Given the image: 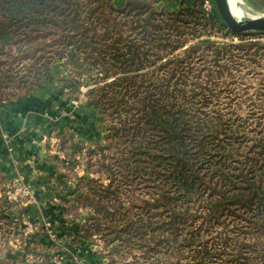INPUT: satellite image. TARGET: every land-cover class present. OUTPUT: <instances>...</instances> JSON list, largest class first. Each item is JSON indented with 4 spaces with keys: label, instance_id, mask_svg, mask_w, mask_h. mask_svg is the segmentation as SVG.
Instances as JSON below:
<instances>
[{
    "label": "rangeland",
    "instance_id": "rangeland-1",
    "mask_svg": "<svg viewBox=\"0 0 264 264\" xmlns=\"http://www.w3.org/2000/svg\"><path fill=\"white\" fill-rule=\"evenodd\" d=\"M166 1L147 3L166 14L172 8ZM238 1L244 17L256 15L247 0ZM127 2L113 0V5L122 9ZM129 9L123 11L128 13ZM143 9L140 6L138 11ZM123 14L118 11L116 16ZM193 15L196 20H186L185 15L179 20L182 28L168 25L169 30L162 29L171 35L161 40H182V45L158 56L146 51L147 61L138 71L139 77L130 81L141 90L175 92L178 102L198 107L200 116L218 112L223 117L239 118L247 137L258 136L264 128V33L234 35L226 27L204 25L197 13ZM122 33L125 40H146L139 27L131 30L129 24L123 26ZM255 40L261 44H252ZM79 63L54 57L49 63V78L32 89L56 91L64 77L74 75L81 78V85L74 93L64 92L75 108L89 99L91 88L109 95L113 76L102 78L98 69L93 75L90 71L79 74L72 70ZM11 87L14 85L3 84L0 100L26 92L19 87L11 91ZM88 106L92 108L93 123L102 126L94 131L91 145L73 152H58L56 147L48 158V169L38 167L35 173L20 172L16 167L6 173L0 170V264H235L243 257H248L250 264L260 262L264 236L254 231L251 214H241L230 207L217 220H209L202 196L187 205L189 213L179 234L168 239L160 234L158 245L148 241V236L138 242L110 239L96 231L91 219L96 194H101L108 204L121 201L123 209L132 213L139 210L141 200H152L153 189L150 181L128 175L123 162H114L125 155L127 145L124 137L118 141L106 135L115 121L108 104ZM118 111L125 113L123 109ZM88 148L94 152L89 153ZM109 163L113 178L106 167ZM23 190L29 193L24 195ZM191 232L196 235L193 240L189 238ZM139 243L146 246L142 248Z\"/></svg>",
    "mask_w": 264,
    "mask_h": 264
},
{
    "label": "trees",
    "instance_id": "trees-1",
    "mask_svg": "<svg viewBox=\"0 0 264 264\" xmlns=\"http://www.w3.org/2000/svg\"><path fill=\"white\" fill-rule=\"evenodd\" d=\"M163 1L128 0L125 7L116 9L113 0H0V93L8 83L25 91L37 86L49 78L54 57L71 63L79 60L72 69L79 74L90 71L93 75L98 69L102 78L113 76L110 94L91 88L86 103L108 104L115 121L106 135L118 141L124 137L127 145L125 155L114 162H123L132 178L150 181L153 191L152 200H141L139 210L132 213L123 209L121 201L108 204L96 194L91 219L96 231L110 239L143 242L148 236V241L158 245L160 234L166 239L179 234L189 213L187 205L198 196L203 197L207 219L217 220L232 207L251 214L254 231L264 236V128L249 138L239 118L218 112L200 116L198 107L178 102L175 92L141 90L130 81L139 77L146 51L158 56L182 45V40L161 38L171 35L162 32L165 27L169 30L168 25L182 28L178 22L184 15L186 20H196L193 14L197 13L204 25L226 27L214 3L206 11L204 0H181L178 10L166 14L147 3ZM140 6L142 11H138ZM126 8H130L128 13L123 11ZM118 11L124 13L121 19ZM125 24L131 30L139 27L146 40H125ZM228 31L238 36L264 33ZM80 85V77H64L63 88L70 94ZM14 87L9 89L14 91ZM120 109L125 113H118ZM106 165L113 178L112 164ZM195 236L191 232L189 238ZM252 263L264 264V256ZM235 264L250 262L243 257Z\"/></svg>",
    "mask_w": 264,
    "mask_h": 264
},
{
    "label": "crops",
    "instance_id": "crops-1",
    "mask_svg": "<svg viewBox=\"0 0 264 264\" xmlns=\"http://www.w3.org/2000/svg\"><path fill=\"white\" fill-rule=\"evenodd\" d=\"M167 2H171L169 9L174 11L181 1ZM247 3L256 15L264 14V0H247ZM62 88L63 83L56 91L30 89L0 100L1 172L15 167L25 173H35L38 167L48 169V158L56 147L58 152L66 149L73 152L93 143L94 131L102 126L93 123L92 108L85 101L75 108L65 95L67 89Z\"/></svg>",
    "mask_w": 264,
    "mask_h": 264
},
{
    "label": "water",
    "instance_id": "water-1",
    "mask_svg": "<svg viewBox=\"0 0 264 264\" xmlns=\"http://www.w3.org/2000/svg\"><path fill=\"white\" fill-rule=\"evenodd\" d=\"M213 1L221 19L232 32H264V14L236 18L230 11L228 0Z\"/></svg>",
    "mask_w": 264,
    "mask_h": 264
},
{
    "label": "bare ground",
    "instance_id": "bare-ground-1",
    "mask_svg": "<svg viewBox=\"0 0 264 264\" xmlns=\"http://www.w3.org/2000/svg\"><path fill=\"white\" fill-rule=\"evenodd\" d=\"M230 11L236 18H244V11L239 8L238 0H228ZM246 15V14H245Z\"/></svg>",
    "mask_w": 264,
    "mask_h": 264
},
{
    "label": "built area",
    "instance_id": "built-area-1",
    "mask_svg": "<svg viewBox=\"0 0 264 264\" xmlns=\"http://www.w3.org/2000/svg\"><path fill=\"white\" fill-rule=\"evenodd\" d=\"M213 3H214L213 0H204V2H203V7H204V9L207 10V11H210V9H211L212 6H213ZM22 193H23L24 195H27L29 192L26 191V190H23Z\"/></svg>",
    "mask_w": 264,
    "mask_h": 264
}]
</instances>
